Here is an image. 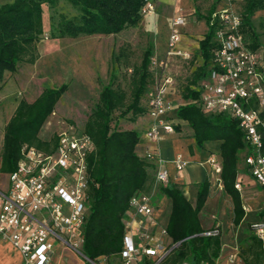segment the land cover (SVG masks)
I'll return each mask as SVG.
<instances>
[{"label":"trees","instance_id":"16d2710c","mask_svg":"<svg viewBox=\"0 0 264 264\" xmlns=\"http://www.w3.org/2000/svg\"><path fill=\"white\" fill-rule=\"evenodd\" d=\"M60 1L8 0L0 7V80L9 72L15 73L23 62L30 65L37 62L39 41L47 33L45 7L55 8ZM68 3L77 14L73 17L59 15L51 24L50 39L121 34L140 25L145 17L143 8L149 3L157 6L158 0H68ZM235 5L241 7L236 8V12L242 18L241 33L249 48L263 51L252 18L257 12L264 11V0H247ZM225 6L224 0H217L207 16L200 17L208 26L205 38L199 44L202 66L194 72L193 81L181 93L185 103L177 106L173 113L177 119L189 124L199 146L211 141L222 142L220 178L224 193L231 198L233 224L240 227L247 216L242 193L237 189L241 156L245 150L244 135L237 121L225 114L208 116L199 105L202 84L214 69L213 49L217 46V38L216 26L211 24V20ZM152 54L150 50L146 52L139 70L131 79L129 95L115 88L111 78L109 85L99 94L94 113L84 129L80 130L95 145V150L87 158L91 214L81 233L84 240L81 253L92 263L101 258H122L126 236L124 223L131 211L130 202L136 195L148 193V165L151 159L136 152L142 140L140 132L124 131L112 123L116 112H121L122 118L132 114L133 121L149 112L143 99L150 93L152 84L158 82L157 76L153 77L149 72ZM67 89V84L60 88H48L35 102L23 100L19 103L5 127L2 172H15L23 159L22 150L26 145L46 153L54 151L58 143L57 134L49 141L42 140L40 134ZM210 189L209 181L200 184L197 201L193 205L177 184L169 183L159 188V194L167 196L171 202L166 226L171 252L160 264H218L223 251L222 236L216 230L208 233L201 218ZM252 229L255 231L254 226ZM251 239L243 263L264 264L262 241L256 234ZM176 244L180 245L173 248ZM141 264L156 263L145 259Z\"/></svg>","mask_w":264,"mask_h":264},{"label":"built area","instance_id":"2783aa9c","mask_svg":"<svg viewBox=\"0 0 264 264\" xmlns=\"http://www.w3.org/2000/svg\"><path fill=\"white\" fill-rule=\"evenodd\" d=\"M225 8L213 15L217 46L213 49L214 69L202 84L199 105L208 116L227 115L237 121L244 135V157L247 173L264 188V52L249 48L241 33L242 18L233 6L247 0H224ZM149 3L143 14H150ZM168 40V58L190 54L177 51L181 41L180 27L184 19L173 22ZM157 83L150 91L148 110L152 125L145 136L151 142L162 140L163 135L175 132L168 120L174 104L166 95L172 86V77H165L169 59L154 61ZM160 76V78H159ZM163 79L164 83H161ZM160 80V81H159ZM53 152L46 153L27 146L23 159L10 175V191L0 190V240L9 242L20 252L25 264H51L58 246L81 251L82 231L91 214L88 191L90 175L88 155L95 150L93 140L80 129L69 127L57 134ZM151 160L155 153L149 154ZM163 167V161L157 159ZM216 174L222 166L214 156L209 161ZM174 165L183 172L186 165L178 157ZM156 188L169 185L167 171L160 169L155 177ZM222 184V181H219ZM240 190V185L237 186ZM152 193H141L132 198L130 213L125 219L126 236L122 259L125 264H139L140 258L154 259L156 264L169 255L162 242L167 237L166 227L155 217ZM255 234L264 246V221L258 223ZM210 235V234H208ZM188 264V263H186Z\"/></svg>","mask_w":264,"mask_h":264},{"label":"rangeland","instance_id":"374dc122","mask_svg":"<svg viewBox=\"0 0 264 264\" xmlns=\"http://www.w3.org/2000/svg\"><path fill=\"white\" fill-rule=\"evenodd\" d=\"M163 1L158 0L157 6L151 3L154 11L146 14L136 28L118 35L79 36L77 39H50L51 24L59 15L73 17L77 14L68 0H61L55 8L45 7L47 33L39 41L37 62L34 65L23 62L18 65L15 73L9 72L0 80V146L4 139L5 127L18 103L23 100L33 103L45 89L60 88L66 84L67 92L57 104L53 116L43 126L40 137L49 141L68 125L84 129L85 123L96 109L99 94L109 85L111 78L114 79L115 88L118 87L129 95L132 89L131 79L139 70L148 50L153 52L150 67L154 61L170 59L167 45L175 19H184L185 25L179 28L181 39L182 35L198 36V33L204 30V26L200 24L206 23L200 17L205 18L217 0H177L175 5H171L170 0H167V3ZM233 7L235 10L241 8L239 5ZM252 21L260 35L259 42L263 49L261 51L264 52V11L257 12ZM198 26L195 31L193 27ZM194 39L198 40V37ZM191 58L192 60L175 62L171 68L168 67L166 73V77L170 76L175 80L177 95L176 98L175 95H170L169 100L174 105L179 102L176 106L185 103L180 98L181 93L193 81L194 72L202 66L199 54L194 53ZM132 117V114H128L122 118L121 112H116L112 125L122 129L125 123L133 121ZM5 184L4 178L0 181V186ZM248 186L251 193L244 194V206L249 211L246 210L247 216L240 227L233 224L232 202L225 201L226 194L224 199L213 201L201 214L205 230L209 231L208 233H214L216 230L222 236L223 251L218 264H244L243 256L248 251L251 238L255 236L252 226L262 222L264 195L257 187ZM159 188L154 191L153 203L165 210L164 216L168 219L170 209L166 202L159 199ZM162 242L169 250L168 238H162ZM56 252L51 264H125L121 257L101 258L97 263H92L81 251L79 253L65 246L58 247ZM0 264H25V259L10 243L0 240Z\"/></svg>","mask_w":264,"mask_h":264},{"label":"crops","instance_id":"0c3cea01","mask_svg":"<svg viewBox=\"0 0 264 264\" xmlns=\"http://www.w3.org/2000/svg\"><path fill=\"white\" fill-rule=\"evenodd\" d=\"M171 5H175L177 3V0H170ZM8 0H0V7L4 4H6ZM164 3H167V0L163 1ZM177 16H175L176 18ZM200 25L204 26V30H202L200 33L194 35L195 37H198V40H195V37H191V35L184 36L182 35V39L179 42V45L177 46V51L190 54L191 57L194 53L199 54V44L200 41H202L205 38V35L208 31V26L206 23H201ZM199 25V26H200ZM187 26V23H186ZM193 27L195 31L199 28ZM190 28V29H193ZM189 31V29L187 28ZM192 58L188 59L191 60ZM180 60H185L186 59L182 57H171L169 59V66L170 68L175 62H178ZM150 67V66H149ZM170 70V69H169ZM149 72L151 76H155V71H153L152 67L149 68ZM167 73V71H166ZM165 73V77L167 76ZM174 80V78H173ZM157 81V80H156ZM160 81V80H159ZM161 83H164L163 79L160 81ZM155 85L152 84L150 87L152 90ZM166 95L169 98L170 95H175L176 98V85H175V80L174 84L172 86L168 85L167 86V91ZM181 98V97H180ZM171 101V100H170ZM176 103V101H174ZM143 103L148 105L149 103V95L147 94L144 99ZM179 104V102H177ZM176 104V105H177ZM19 105V103H18ZM17 105V107H18ZM174 105V109L176 110L177 106ZM16 107V108H17ZM15 108V110H16ZM14 110V112H15ZM13 112V113H14ZM174 112V111H173ZM171 112L168 116V120L171 121L174 126H175V132L170 133L168 135H163V139L158 141V142H151L146 138L145 134L146 132L150 129L152 119L150 117L149 112L139 116L134 121H130L128 123H125L123 125L122 130H134L137 131L138 133L140 132L141 134V142L137 147L136 152L141 155L142 157L146 158L148 157L149 154H154L156 155V158L154 160H150L149 165H148V175H149V186H148V193L154 192L156 189V181L155 177L156 174L160 169H163L167 171L169 175V180L170 183H175L177 184L182 193L185 194L188 200L192 202L193 205L196 204L197 197H198V186L206 181H209L211 184V189H210V197L205 205V209L202 211H206V209L209 208V205L213 203V201L219 202L221 199H224V191H223V184H221L219 181L221 180L220 175L216 174L213 167L209 164V161L211 160L212 157H216L219 163L221 164V145L222 142L219 141H211L205 143L203 146H199L198 143L195 140V137H193V130L190 128L189 124L186 123L185 121H181L177 119L174 116V113ZM14 115V114H13ZM12 118V116H11ZM10 118V119H11ZM10 122V120H9ZM8 122V123H9ZM7 126V125H6ZM74 126V125H71ZM68 125L64 130H67L69 127ZM77 129H79L78 126H74ZM63 130V131H64ZM81 130V129H80ZM62 132V131H61ZM60 133V132H58ZM57 133V134H58ZM4 140V139H3ZM3 147L4 143L2 142L0 146V168L2 165V152H3ZM245 153L242 154L241 158L244 156ZM181 157L184 162H185V169L183 172H178L176 169V166L174 165L175 160ZM149 158V157H148ZM150 159V158H149ZM157 159L163 161V167L160 168L158 165ZM222 166V164H221ZM10 175L11 174H6L0 170V181L3 180L4 178L6 179V184L5 186H0V190L2 192H9L11 185H10ZM239 185H240V190L239 192L242 193L243 197V202L244 201V194H250V186L252 185L254 187H257L261 193L264 195V188L260 187L256 181L252 177H250L247 173V168L245 163L242 161L240 163L239 167ZM251 186V187H252ZM162 202H166L168 204V209H170L171 202L165 195H161L160 198ZM226 202L231 201V198L227 195L226 197ZM157 203H153V209L155 210V217L157 218L158 222L165 227L167 226V221L168 219L165 218L164 213L165 210L162 209L161 206L157 207ZM245 210L247 212L249 211L248 208L245 207ZM171 211V209H170ZM201 212V214H202ZM264 214V213H263ZM170 215V214H169ZM264 221V218L262 219ZM9 243V242H7ZM11 245V244H10ZM12 246V245H11ZM61 247V246H58ZM57 247V248H58ZM57 252L54 254L53 259L56 257ZM154 262V259L148 258V257H143L140 258V262L143 263L144 260Z\"/></svg>","mask_w":264,"mask_h":264},{"label":"water","instance_id":"95a60500","mask_svg":"<svg viewBox=\"0 0 264 264\" xmlns=\"http://www.w3.org/2000/svg\"><path fill=\"white\" fill-rule=\"evenodd\" d=\"M180 244H176L175 246H173V248H175V247H177V246H179Z\"/></svg>","mask_w":264,"mask_h":264}]
</instances>
